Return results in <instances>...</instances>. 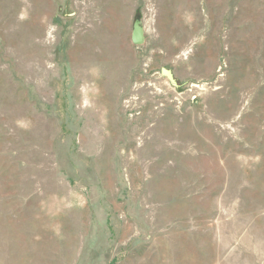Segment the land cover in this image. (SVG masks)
I'll list each match as a JSON object with an SVG mask.
<instances>
[{"label": "rangeland", "instance_id": "374dc122", "mask_svg": "<svg viewBox=\"0 0 264 264\" xmlns=\"http://www.w3.org/2000/svg\"><path fill=\"white\" fill-rule=\"evenodd\" d=\"M0 264H264V0H0Z\"/></svg>", "mask_w": 264, "mask_h": 264}, {"label": "water", "instance_id": "95a60500", "mask_svg": "<svg viewBox=\"0 0 264 264\" xmlns=\"http://www.w3.org/2000/svg\"><path fill=\"white\" fill-rule=\"evenodd\" d=\"M138 38H139V30L136 29V31H135V39H134L135 40V43H139L140 40Z\"/></svg>", "mask_w": 264, "mask_h": 264}]
</instances>
